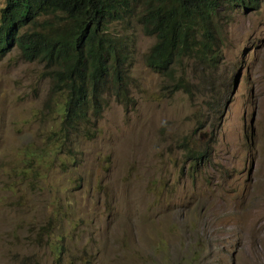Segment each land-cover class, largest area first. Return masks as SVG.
<instances>
[{
  "label": "rangeland",
  "instance_id": "1",
  "mask_svg": "<svg viewBox=\"0 0 264 264\" xmlns=\"http://www.w3.org/2000/svg\"><path fill=\"white\" fill-rule=\"evenodd\" d=\"M225 15L215 75L176 65L190 92L145 64L137 25L128 103L106 94L57 155L42 64L0 57V264H264V0Z\"/></svg>",
  "mask_w": 264,
  "mask_h": 264
},
{
  "label": "trees",
  "instance_id": "2",
  "mask_svg": "<svg viewBox=\"0 0 264 264\" xmlns=\"http://www.w3.org/2000/svg\"><path fill=\"white\" fill-rule=\"evenodd\" d=\"M262 1L0 0V57L17 48L23 60L42 64L55 124L44 141L48 153L57 155L92 134L90 117L102 115L106 94L128 103L130 46L137 25L155 37L145 64L175 80V90L190 92L191 83L176 76V65L182 59L193 61L203 82V66L213 72L220 66L221 23L229 21L228 6L257 8ZM215 82L214 77L210 92ZM44 150L41 146L29 153L39 160ZM204 152L190 149L185 160L196 166L204 162ZM57 250L59 255L61 244Z\"/></svg>",
  "mask_w": 264,
  "mask_h": 264
}]
</instances>
